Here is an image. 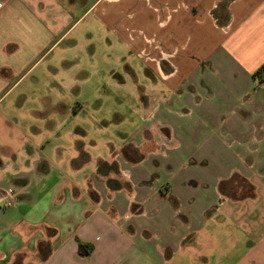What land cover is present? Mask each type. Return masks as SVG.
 <instances>
[{"label": "crops", "instance_id": "obj_1", "mask_svg": "<svg viewBox=\"0 0 264 264\" xmlns=\"http://www.w3.org/2000/svg\"><path fill=\"white\" fill-rule=\"evenodd\" d=\"M107 1L118 6L103 18L122 26L121 9L139 6L140 55L169 66L164 81L182 72L188 120L160 114L126 146L133 157L109 160L84 128L32 125L4 103L14 74L87 3L0 0V264H264V0ZM163 130L178 142L145 161Z\"/></svg>", "mask_w": 264, "mask_h": 264}, {"label": "rangeland", "instance_id": "obj_2", "mask_svg": "<svg viewBox=\"0 0 264 264\" xmlns=\"http://www.w3.org/2000/svg\"><path fill=\"white\" fill-rule=\"evenodd\" d=\"M84 1L86 5L75 8L77 13L71 23L57 32L40 55L30 54L27 67L14 74L15 85L4 103L13 99L17 104L19 100L28 108L31 124L36 127L40 117L46 116L51 118L46 124L55 119L63 127L84 128L97 156L109 160L125 148L123 153L133 157L130 147L126 146L139 137L144 141L140 129L158 122L160 114L171 112L188 120L187 109L181 104L188 95L183 93L186 91L181 82L183 75L180 72L164 81L157 68L168 74L169 66L140 55L142 48L145 51L149 48L138 42L139 36H143L139 31L138 5L134 7L131 3L121 9L122 26L102 16L103 8L114 10L117 1ZM154 1L143 3L148 5ZM225 5L226 2L218 15L221 22L226 19ZM179 59L172 62L179 64ZM173 84L179 88L167 110L165 100L172 96ZM161 132L158 139L164 143L154 157L145 155V161H164L172 144L178 142L166 137L164 130Z\"/></svg>", "mask_w": 264, "mask_h": 264}, {"label": "trees", "instance_id": "obj_3", "mask_svg": "<svg viewBox=\"0 0 264 264\" xmlns=\"http://www.w3.org/2000/svg\"><path fill=\"white\" fill-rule=\"evenodd\" d=\"M264 73V67H261L255 74L254 76L257 77L259 82H263L264 76L262 74ZM93 251V246L91 244L79 242V254L81 256H86L91 254Z\"/></svg>", "mask_w": 264, "mask_h": 264}, {"label": "built area", "instance_id": "obj_4", "mask_svg": "<svg viewBox=\"0 0 264 264\" xmlns=\"http://www.w3.org/2000/svg\"><path fill=\"white\" fill-rule=\"evenodd\" d=\"M4 200H5L3 205L4 209L11 208L15 203V199L11 195L6 194Z\"/></svg>", "mask_w": 264, "mask_h": 264}]
</instances>
